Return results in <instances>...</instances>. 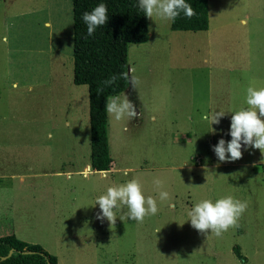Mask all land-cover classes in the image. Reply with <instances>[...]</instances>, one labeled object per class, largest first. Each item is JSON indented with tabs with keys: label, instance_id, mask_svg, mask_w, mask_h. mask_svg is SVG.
<instances>
[{
	"label": "rangeland",
	"instance_id": "1",
	"mask_svg": "<svg viewBox=\"0 0 264 264\" xmlns=\"http://www.w3.org/2000/svg\"><path fill=\"white\" fill-rule=\"evenodd\" d=\"M207 6V30H172L153 16L147 41L129 45V86L115 96L139 112L108 116L114 170L102 175L84 170L88 92L72 80L71 0H0V233L14 229L57 264H264V156L249 146L217 162L211 145L230 138L231 113L214 133L200 120L247 107L245 90L264 87V0ZM131 178L146 196L169 198L142 222L98 220L89 204ZM224 195L246 203L234 227L216 236L190 226L194 202Z\"/></svg>",
	"mask_w": 264,
	"mask_h": 264
},
{
	"label": "clouds",
	"instance_id": "2",
	"mask_svg": "<svg viewBox=\"0 0 264 264\" xmlns=\"http://www.w3.org/2000/svg\"><path fill=\"white\" fill-rule=\"evenodd\" d=\"M135 6L146 17L152 19L155 16L168 22H174L181 14L189 18L194 15L193 8L187 0H136ZM107 18V9L103 2L98 3L90 11L83 12L81 19L86 25L87 35L91 36L98 26H103ZM44 26L48 27L49 23L45 21ZM120 76L124 77L125 74L121 73ZM116 79V75L109 76L102 81V84L103 86L113 85ZM129 82L133 83L131 78ZM244 104L247 107L225 111L213 110L211 113L200 116V120L207 122V131L214 133L216 129L212 125L218 124L219 118L224 116L226 111L231 113L227 130L230 138L225 141L221 137L214 145H211L217 162L239 159L242 155L241 149L246 150L249 146L258 149L261 157L264 156V87H248L245 90ZM104 109L109 118L117 122L137 116V111L127 96L120 98L113 95L107 98ZM48 136L51 138V133H48ZM129 171L130 169H123L122 174L127 176ZM153 183L159 187L161 182L154 180ZM168 198L169 193L166 190H159L155 197L146 196L138 180L131 178L106 187L104 192L89 205H98L99 211L96 213V218L106 219L112 225L117 217L121 221L142 222L145 216L154 215L157 212V200ZM245 208V202L236 200L231 195L220 196L215 200L198 199L188 210L186 220L199 233L211 232L221 236L224 231L237 224ZM122 209H126V212L117 216ZM159 229L160 227L155 230V233Z\"/></svg>",
	"mask_w": 264,
	"mask_h": 264
},
{
	"label": "trees",
	"instance_id": "3",
	"mask_svg": "<svg viewBox=\"0 0 264 264\" xmlns=\"http://www.w3.org/2000/svg\"><path fill=\"white\" fill-rule=\"evenodd\" d=\"M103 2L108 18L91 36L81 19ZM194 15L182 14L170 22L172 30L204 31L208 29L207 0H187ZM136 0H71L72 13V80L86 85L88 92L90 168L105 171L111 168L108 123L104 104L107 98L117 95L128 87L127 53L132 43L147 41L148 17L135 6ZM125 76L121 77L120 74ZM116 75L113 85L103 86L102 81ZM12 252L8 255L9 250ZM235 256L245 263L240 248L233 247ZM5 257V258H3ZM0 264H57L55 255L38 243H29L14 234L0 236Z\"/></svg>",
	"mask_w": 264,
	"mask_h": 264
},
{
	"label": "crops",
	"instance_id": "4",
	"mask_svg": "<svg viewBox=\"0 0 264 264\" xmlns=\"http://www.w3.org/2000/svg\"><path fill=\"white\" fill-rule=\"evenodd\" d=\"M48 22V21H47ZM49 23V22H48ZM209 26V25H208ZM207 30V29H206ZM128 86H129V84H128ZM128 88V87H127ZM127 88L124 90V91H126L127 92ZM124 91H122L121 93H123ZM125 92V93H126ZM120 94V93H119ZM118 95V94H117ZM137 111V114H138V112H139V110H136ZM152 117V116H151ZM107 119H108V115H107ZM84 170H85V172L86 171H91L92 169L90 168V160H89V163H86V165L84 166ZM114 169L112 168V165H111V168L110 169H108V170H105V171H99V172H101V174L102 175H104V174H106L107 172H111V171H113ZM1 177H3V176H5V175H0ZM7 234H14L15 235V231H14V229H12V230H9V231H6V232H4V233H0V236H2V235H7ZM16 236V235H15ZM17 237V236H16Z\"/></svg>",
	"mask_w": 264,
	"mask_h": 264
},
{
	"label": "water",
	"instance_id": "5",
	"mask_svg": "<svg viewBox=\"0 0 264 264\" xmlns=\"http://www.w3.org/2000/svg\"><path fill=\"white\" fill-rule=\"evenodd\" d=\"M129 69H130V68L127 66V72H128ZM11 252H12V249L9 250L8 255H9ZM3 258H5V257H3Z\"/></svg>",
	"mask_w": 264,
	"mask_h": 264
},
{
	"label": "bare ground",
	"instance_id": "6",
	"mask_svg": "<svg viewBox=\"0 0 264 264\" xmlns=\"http://www.w3.org/2000/svg\"><path fill=\"white\" fill-rule=\"evenodd\" d=\"M130 68V67H129ZM129 72L131 71V69L128 70Z\"/></svg>",
	"mask_w": 264,
	"mask_h": 264
}]
</instances>
